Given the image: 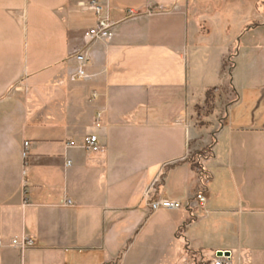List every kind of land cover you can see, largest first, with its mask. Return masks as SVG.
<instances>
[{
  "label": "crops",
  "instance_id": "1",
  "mask_svg": "<svg viewBox=\"0 0 264 264\" xmlns=\"http://www.w3.org/2000/svg\"><path fill=\"white\" fill-rule=\"evenodd\" d=\"M90 1L0 0V264H208L219 252L264 264V106L233 127L243 56L226 77L238 39L223 27L226 0H100L113 37L88 46ZM79 51L87 78L74 80ZM208 69L236 95L218 131L217 113L195 121ZM260 74L251 87L264 88ZM90 136L98 153L84 148ZM210 136L204 182L190 152ZM161 172L158 199L185 206L204 192L205 210L151 211ZM24 237L34 247L22 255L12 242Z\"/></svg>",
  "mask_w": 264,
  "mask_h": 264
},
{
  "label": "rangeland",
  "instance_id": "2",
  "mask_svg": "<svg viewBox=\"0 0 264 264\" xmlns=\"http://www.w3.org/2000/svg\"><path fill=\"white\" fill-rule=\"evenodd\" d=\"M224 9L222 15L225 17V20H230V23H225L223 27H230L232 34L236 32L238 38L231 39V47L222 60V69L227 74L226 77H228V73L235 62L239 48L243 56V58L237 61L239 70L236 75L241 76L239 93L242 96L243 103L239 104L232 113L229 112L231 123L235 127L237 121H249V119L257 114L259 111L257 105L260 100H263L260 105L264 106V88L250 86L252 84L251 81L263 77L260 73L264 72V51L256 53L252 49L254 45L255 47L264 45V0H226ZM217 19L218 17H214L212 22H210V26L215 29V36L212 38L214 42L220 41V36L222 35L220 31H225L222 27L220 29L221 25L219 26ZM256 48L258 49V47ZM204 52L208 53L207 50ZM208 70L206 84H209L211 87L209 85L205 87V98H203L202 104L195 111V121L198 125L206 126L208 125V121H210V115L217 113L218 120L214 123V130L218 131L220 126L219 119L225 116L226 105L233 101L236 95L229 84H225L222 87L218 86L217 80L220 77L216 69ZM213 140V137L210 136L208 145L203 144L201 141V146H195L190 152V158L193 159L198 170L201 171V177L204 182L208 180V176L205 175L206 173H204L203 168L201 169V158L210 157V147L213 144Z\"/></svg>",
  "mask_w": 264,
  "mask_h": 264
},
{
  "label": "built area",
  "instance_id": "3",
  "mask_svg": "<svg viewBox=\"0 0 264 264\" xmlns=\"http://www.w3.org/2000/svg\"><path fill=\"white\" fill-rule=\"evenodd\" d=\"M85 11H93L99 18L97 26L85 33V40L87 45H91L94 42L101 40H110L113 37V30L115 24L111 21L105 6L100 0H91L90 3L84 8ZM130 17H134L135 13L131 12ZM72 59L77 62L78 69L73 76L74 80H82L87 78V67L89 63L88 54L85 51L76 52ZM26 148L29 147V143H26ZM74 143H70V147H74ZM84 148L89 153H98L101 148L99 146V139L96 136H90L85 139ZM24 158H27V151L24 152ZM71 162H68V166ZM164 170V169H163ZM163 182V172L158 174L152 181L147 191V205L151 211H158L160 209H166L169 211H178L185 206L191 211L198 212L204 211L207 204V197L204 192L196 194L185 206L181 202L171 201L167 199H158L160 193V186ZM72 203L68 201V205ZM12 246L18 248L23 255L26 251L34 247V240L30 237H24L21 240H14ZM208 264H232L231 256H217L214 261Z\"/></svg>",
  "mask_w": 264,
  "mask_h": 264
},
{
  "label": "water",
  "instance_id": "4",
  "mask_svg": "<svg viewBox=\"0 0 264 264\" xmlns=\"http://www.w3.org/2000/svg\"><path fill=\"white\" fill-rule=\"evenodd\" d=\"M218 256H219V257H222V256H228V257H229V256H231V254H230L229 252H226V253H224V252H219V253H218Z\"/></svg>",
  "mask_w": 264,
  "mask_h": 264
}]
</instances>
